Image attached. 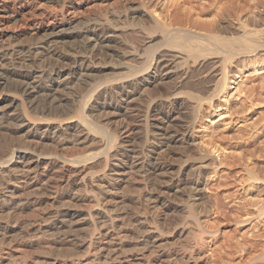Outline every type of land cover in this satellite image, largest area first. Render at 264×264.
<instances>
[{
    "label": "bare ground",
    "instance_id": "obj_1",
    "mask_svg": "<svg viewBox=\"0 0 264 264\" xmlns=\"http://www.w3.org/2000/svg\"><path fill=\"white\" fill-rule=\"evenodd\" d=\"M95 1L0 0V85L8 73L23 94L38 98L32 106L43 108L48 98L59 105L70 99L59 93L68 91L69 111L75 112L32 117L23 101L6 93L0 101L10 99L18 109H0V135L14 124V131H27V137L42 129V137L62 148L96 138L105 145L98 153L32 154L31 161L18 147L0 160V178L8 180L0 190V264H205L203 235L182 248L163 247L162 210L181 197L187 198L184 208H191L202 197L208 160L219 156L198 139L199 111L205 101L239 84L241 76L231 81L227 76L233 59L264 50V21L250 26L252 19L245 16L236 27L206 20L180 26L172 21L176 13L161 18L146 0H100L99 13H92ZM112 42L123 46L118 67L124 70L96 81L93 53L110 49ZM46 52L72 62L49 73L34 69L30 63ZM100 113L118 118L113 135L95 124ZM95 157L100 166L109 165V173L90 172ZM132 184H138L137 200L149 211L135 216V237L121 206L127 200L121 187ZM46 191L51 194L43 195ZM43 203L47 207L38 220L12 217L26 205ZM191 223L197 227L198 218ZM52 235L55 243L71 242L76 252L56 253L51 245L33 260L21 255L24 246L45 236L48 246ZM258 258L264 259V252Z\"/></svg>",
    "mask_w": 264,
    "mask_h": 264
},
{
    "label": "rangeland",
    "instance_id": "obj_2",
    "mask_svg": "<svg viewBox=\"0 0 264 264\" xmlns=\"http://www.w3.org/2000/svg\"><path fill=\"white\" fill-rule=\"evenodd\" d=\"M94 3L95 6L92 3L93 8L91 6L88 10L99 13L100 0ZM146 4L161 18L167 13H176L172 16V21L180 26H190L194 20H206L213 22L215 26L221 24L236 27L245 16L248 17L247 19L251 17L250 22L253 23L249 22L250 26H256L264 21V0H146ZM256 21H258L257 24ZM14 27L15 25L12 24L11 28ZM79 43L78 40L74 42L78 50ZM122 47L112 42L110 49L101 52L97 50L93 53L92 62L98 67L94 72L96 81L110 79L124 70L118 67L121 65L118 49ZM257 53L235 58L236 61L233 59L232 63L227 65V76L230 81L236 78L235 75L241 76L238 79L239 84L230 87L223 96L205 101L199 111L195 129L198 139L209 152L219 156L216 159L217 162L214 159L208 160L203 185L205 191L202 197L197 199L194 207L191 206V208L190 206L184 208L187 198L181 197L174 200L168 209L162 210L164 224L160 233L164 234H162L163 247L182 248L193 240V237L203 235L206 238L205 264H264V259L258 258L264 252V50ZM71 62L72 60L68 58L58 61L53 52H46L30 65L34 69L49 73L52 68ZM5 79V84L0 85V98H4L6 93L16 95L23 101L27 112L32 117L63 118L75 114L69 111L73 97L70 92H59L60 95L70 98L62 101L61 105L58 100L48 98L45 108L35 107L32 106V102L38 101L36 96L28 97L23 94L21 87L15 81L16 78L14 79L8 73ZM12 103L10 99L1 100L0 109H18L15 103L11 106ZM219 114H223L222 119L212 124V120H217ZM105 116V113H100L95 124L113 135L118 118ZM181 116L184 117L185 114ZM11 126L9 134L0 135V160H4L9 151L18 147H23L28 152L26 161H31L32 154L80 155L96 153L97 150L105 148L104 144L98 142V138L88 141L87 144L84 143L85 145L69 143L62 148L58 141L46 140L42 137V129L36 130L35 135L27 137V131L15 132L14 124ZM16 155L19 154L16 152ZM99 161L98 157L90 160L88 163L90 172L109 173V165L100 166ZM4 170L10 173L8 167ZM254 172L260 181L259 178L256 179L257 177L256 180L254 179L253 176L256 175ZM13 180H15L14 177ZM7 182V179L0 178V190L7 185ZM136 187L138 184L121 187L122 193L127 197V200L121 204L122 210L129 213L126 221L134 229L131 237H135V216L149 212L146 211L144 203L137 200ZM46 192L43 195L51 194V191ZM46 207L45 203L36 207L26 205L12 213V217L19 221H35L40 218ZM193 217L199 220L198 228L194 227L195 229L191 223ZM148 221H151L150 218ZM86 226L87 224L83 225L85 229H87ZM83 227L81 226V229H84ZM52 236L55 238V235ZM45 237L36 239L29 246H24L21 255L33 260L39 252L49 251L51 245L53 249V246H57L54 250L56 253L57 251L65 252L64 254L76 252L71 242L57 241L55 243L56 238L53 237L51 239L54 240L48 241L47 246L48 239Z\"/></svg>",
    "mask_w": 264,
    "mask_h": 264
}]
</instances>
